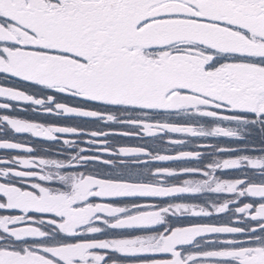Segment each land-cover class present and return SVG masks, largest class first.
<instances>
[{"label":"snow or ice","instance_id":"6c2138e0","mask_svg":"<svg viewBox=\"0 0 264 264\" xmlns=\"http://www.w3.org/2000/svg\"><path fill=\"white\" fill-rule=\"evenodd\" d=\"M0 151V264H264V0H0Z\"/></svg>","mask_w":264,"mask_h":264},{"label":"flooded vegetation","instance_id":"af4514ba","mask_svg":"<svg viewBox=\"0 0 264 264\" xmlns=\"http://www.w3.org/2000/svg\"><path fill=\"white\" fill-rule=\"evenodd\" d=\"M21 115H30V114H23L21 113ZM122 143H127L129 145H135L136 143H138V141H136L135 139H126L124 141H122ZM4 153L2 151H0V155H3Z\"/></svg>","mask_w":264,"mask_h":264}]
</instances>
